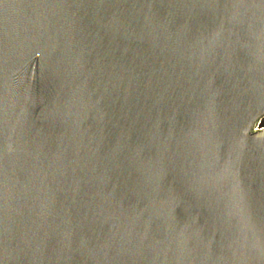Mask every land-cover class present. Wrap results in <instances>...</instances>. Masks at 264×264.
<instances>
[{"label": "water", "instance_id": "1", "mask_svg": "<svg viewBox=\"0 0 264 264\" xmlns=\"http://www.w3.org/2000/svg\"><path fill=\"white\" fill-rule=\"evenodd\" d=\"M264 0H0V264H264Z\"/></svg>", "mask_w": 264, "mask_h": 264}, {"label": "built area", "instance_id": "2", "mask_svg": "<svg viewBox=\"0 0 264 264\" xmlns=\"http://www.w3.org/2000/svg\"><path fill=\"white\" fill-rule=\"evenodd\" d=\"M257 129H264V118L258 122Z\"/></svg>", "mask_w": 264, "mask_h": 264}]
</instances>
